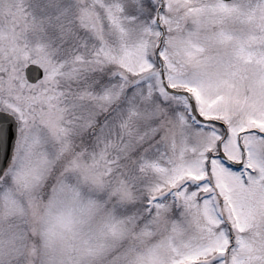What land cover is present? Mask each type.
<instances>
[{
    "label": "snow or ice",
    "instance_id": "1",
    "mask_svg": "<svg viewBox=\"0 0 264 264\" xmlns=\"http://www.w3.org/2000/svg\"><path fill=\"white\" fill-rule=\"evenodd\" d=\"M0 264H264V0H0Z\"/></svg>",
    "mask_w": 264,
    "mask_h": 264
}]
</instances>
